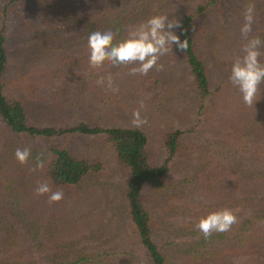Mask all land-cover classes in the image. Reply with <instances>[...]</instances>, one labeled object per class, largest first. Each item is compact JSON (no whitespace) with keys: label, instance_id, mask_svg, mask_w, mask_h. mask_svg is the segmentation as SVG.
I'll use <instances>...</instances> for the list:
<instances>
[{"label":"trees","instance_id":"1","mask_svg":"<svg viewBox=\"0 0 264 264\" xmlns=\"http://www.w3.org/2000/svg\"><path fill=\"white\" fill-rule=\"evenodd\" d=\"M19 1L5 0L1 9L0 264H230L229 257L252 252L263 236L255 229V222L264 224V84L260 85L257 93L259 100L247 106L230 83L229 75L232 63L243 55L248 40L259 37L264 41V0H239L240 6L233 9L234 19L227 23V27L218 14L210 16L207 13L220 0H132L130 6L131 0H24L28 11L33 14V22L25 23L24 17L20 16L18 33L37 34L40 31L46 37L52 35L51 41L57 40L56 34L62 32L72 36L74 40L69 39V43L64 44L80 45L83 50L79 60L86 64H89L88 37L94 31L111 27L114 30L113 42H118L130 29L152 15L167 14L177 19L180 27L174 31L181 40L187 39V50L180 51L173 45V51L161 56L157 66L146 75L131 74L134 64L113 65L105 59L97 65L100 69H91L84 83L93 87L91 80L104 78L109 68V74L117 72V77L125 76L130 88L146 91L150 89L148 82L154 84L153 88L167 76L171 80L173 78L174 83L160 102H169L163 105L168 107V104L174 105L170 101L176 98L175 95L178 105L186 98L189 93L180 92L188 89L186 84L190 79L193 88L190 93L200 102L196 113L202 115L204 126L219 138L205 142L200 151L196 150L195 169L186 165L189 161V150L183 141L186 130L168 128L161 131L159 149L153 151L151 130L147 128L130 125L103 127L87 122L66 128L31 124L27 101L22 93L17 94L14 90H24L28 95L41 98L39 87H35L33 81L43 80L49 75L36 76L35 73H40V66L34 67L29 62L26 63L31 72L28 77L10 79L7 76L12 55L8 51L6 22L12 5ZM249 6L254 17L252 33L244 35L241 27ZM38 21L40 24L43 21L46 28H42ZM238 35L245 37L239 40ZM21 38L26 41V37H18L19 43ZM260 52L259 59L264 62V46ZM228 53L234 57L230 64L223 60ZM182 68L186 75L181 78ZM180 79L187 82H180ZM129 94H132L131 90L123 96ZM167 97H170L168 101ZM211 98L214 99V108L206 109L204 104ZM134 105L143 107L141 102ZM161 106L154 108L159 117L163 114ZM186 106L185 103L181 109L188 111L193 104L190 108ZM43 107L39 104L36 109L41 108L39 111L43 112ZM225 126L231 130L222 131ZM77 133L103 135L114 152L116 163L127 172L124 188L109 200L111 210L108 207L91 208L95 201L80 197L79 190L86 177L102 170L101 161L94 162L86 155L75 154L64 141L40 146L36 143L42 137L59 138L64 134ZM25 147L30 149V156L21 164L14 152ZM210 151L214 152L213 157L216 155L214 162L219 165L211 170L204 163L213 159L206 155ZM221 151L226 154V159L218 157ZM233 168H237L236 175H232ZM259 168H263L258 172L261 176L252 178L251 174ZM226 169L228 174L224 172ZM223 178L232 179L231 189L247 192L254 188L253 191L258 193V198L249 196L245 200L248 203L233 209L237 219L229 231L214 232L205 239L196 228L199 221L196 219L171 222V228L165 218L167 212L174 216L196 217L198 209H193L194 202L188 203L187 200L217 198L216 190ZM192 179L201 185L198 188L200 195L192 191L183 192L182 188L192 184ZM42 183H47L52 192L61 191L62 199L50 202L49 193L37 194L36 189ZM93 195L91 197L94 198ZM224 197L215 206L203 204L201 207L205 212H211L227 208V205L234 207L239 199L236 196ZM198 206L194 205V208ZM3 207L5 212H2ZM99 228L105 229L102 234L107 236L106 241L117 247L112 245L102 250L100 245L81 244V239L96 241L94 238L102 237L97 234ZM115 238L119 240L116 243L113 241ZM100 243L102 246L105 242ZM241 264H250V260Z\"/></svg>","mask_w":264,"mask_h":264},{"label":"rangeland","instance_id":"2","mask_svg":"<svg viewBox=\"0 0 264 264\" xmlns=\"http://www.w3.org/2000/svg\"><path fill=\"white\" fill-rule=\"evenodd\" d=\"M131 2L132 0L128 4L129 6L131 5ZM239 2V0H220L219 3L216 4L217 6H212V8H214L213 11L211 8V10L207 13L210 16L218 14L221 21L225 22V25L227 27V23L229 24V21L234 19L232 15L234 14L233 9L240 6ZM4 4L5 0H0V26L3 24V14H1V9ZM11 9L12 10L10 11L8 20L6 22V24L8 25V51L12 55L11 63L9 66L10 71L7 74L8 78L15 79L16 76L25 78L28 77L31 72L30 69L27 68L28 64L26 63L29 62L34 67L40 66V73H35L36 76L41 77L40 74H42L44 77L45 75H49L48 78H45L43 80L36 79L35 81L34 79L33 81L35 87H39L38 90L41 93V98L34 97V95H28V93H26L24 90H14V92H16L17 94L22 93V96L27 101L31 124L39 127L55 125L58 128L74 126L79 124L80 122H87L91 124L97 123L98 125H101L103 127H109L110 125L135 126L133 124V114L138 112L140 114V118L145 121L140 125V127L151 130L149 134L151 136V139H153L151 142L153 151H158L159 149V141L162 140L161 131L167 130L168 128L186 130V135L183 136V141L185 142V146H187L189 150L187 157L189 161H187L186 163L189 169H195L194 165L197 164V160H194V153L196 152V150L200 151L205 142L216 141L219 139L217 135L209 130L208 126H204L202 115L196 113V111H198L199 109L200 102L197 101L198 98L197 100L195 99L194 94L190 93V90L193 89L190 83V79L188 85L186 84V86H188L187 88L189 89L190 87V89L188 90L185 88L180 92L181 94L182 92L189 93L186 98L184 97L182 103L178 105L176 103V98L178 97L175 95L176 98L170 101L174 105L171 106L170 104H168V107L164 106L169 102H166L165 100L160 102L162 96L167 94L171 90L170 86L174 83L172 81L173 78L171 80L167 76L164 77L163 82H161V84H159L158 86H153V88H151L154 84L148 82L147 87H150V89L146 91H137L134 90L133 87H129L126 81L127 78L125 76L121 75L120 77H117L119 75V73L117 72L115 73V75L109 74L108 68L105 77L91 80L93 87H89L87 86V83L84 82L86 81V78L89 77L91 69L96 70L100 68L99 66L92 67L89 64L80 62L79 58L82 56L83 50L80 45L73 46L70 44H64L69 43V39L73 41L74 38L66 34L64 35L62 32L60 33L62 35L56 34L57 40L51 41V39L53 38L52 35L48 34V36L46 37V35L41 34L40 31L37 32V34H30L26 32L18 33L19 31L17 30V26L20 22L19 17L23 16L25 23H28L30 21L33 22L31 17L32 13L31 11H28L27 3L24 0L16 2L14 5H12ZM38 24L42 25V28H46L43 21L41 22V24L38 21ZM23 36L26 37V41L25 38H21V42L19 43L17 40L18 37ZM238 36L239 40H242V38L245 37L240 35ZM65 60H68V62H66ZM223 60L230 64L234 61V57L232 54L228 53L223 57ZM172 63H175V61H172ZM182 70L181 73H179L181 74V78L185 77L186 75L184 70ZM109 77H111L112 81L111 87L108 86ZM31 82L32 81H29L28 83ZM125 82L127 83V86ZM180 82L186 83L187 81H183L182 79H180ZM40 84L42 85L39 86ZM128 87L130 89H128ZM129 90L132 91V94H129L128 96L124 95V97L123 94H125V92H128ZM180 93L177 91V94ZM135 96H137V98ZM169 98L170 97H167V101ZM213 100V98L206 100L204 104L206 106V109H210L211 107L212 109L214 108L212 105ZM153 101L157 102L153 103ZM140 102L141 104H143V107L136 108L137 106L134 104H139ZM148 102H151L152 104ZM146 103L148 104L144 105ZM185 103L187 104L186 108H190V105L193 104L192 108L188 109V111H186V109L182 110L181 108L185 105ZM39 104H43V106H45L43 107V112L39 111L41 108L36 109V106ZM160 104L162 105L160 107V110L163 114L159 117L158 111L154 110V108L155 106H159ZM39 114L43 116H40ZM177 114H179L180 116L177 117ZM157 122H159V124ZM155 123L158 126L157 129H155L157 127ZM221 130L226 132L228 130H231V128L225 126L222 127ZM39 141L40 142L36 141L39 146L52 145L53 143L64 141L68 149L71 151L73 150L75 154H81L83 156L86 155L94 162L101 161L103 163L102 170H100L98 173L95 172L94 174H90L88 177H86L87 179L85 180L84 184L82 183L83 187L79 190L80 197L93 199V201L95 202L90 205L91 208L108 207V210L113 209L110 206L109 200L112 199L116 193L121 191L119 190L120 188H124V181L126 179L127 172L121 166H119L118 163H116L114 152L111 149L110 145L106 143L103 135H88L80 133L64 134L62 136H59V138L42 137V139ZM209 154L206 153V155H208L207 157H213L214 152L210 151ZM215 157H213V159H210V161L208 162H204L207 169L211 170L215 169L216 166H219L216 164V162H214ZM218 157L226 159V154L222 153L221 151ZM234 160L239 161L237 159ZM236 169L237 168H233L232 175L235 174ZM261 170H263V168L256 169V172L251 174V177H260L261 175L259 176L258 172H260ZM224 172L225 174H228V169H226ZM192 180V184H188L187 186H184L182 188L184 193L192 191L198 194V188L201 187V185H198L199 182L195 181V179ZM232 182V179H222L221 185L217 187L219 189L216 190V193L218 194L217 198L207 199L206 201L203 198H194V200H187L188 203L189 201L194 202H191L193 205V209H198V214L196 217H193L191 215L183 216L181 214H175L174 216L169 215L170 212H167V215L165 216L166 221L169 222L170 225L171 222L181 220L191 221L196 219L195 221H197L202 217L203 214L207 212H205L201 207L203 206V204L215 206L219 204L224 195L227 197H239L234 207L231 205H227V208L231 209L232 211L233 209H239L240 207H243L245 203H248L249 201H245L247 197L250 196L258 198V193L253 191L254 188H252V190H248L247 192H241L236 191L237 189H231L229 185ZM93 193L94 198L91 197ZM224 199L227 198L224 197ZM175 200L178 201V199ZM194 205L199 206L197 208H194ZM6 206H8V204H6ZM209 211L207 213H209ZM2 212H5L4 207ZM124 222H126L125 218ZM255 224V229L263 235L261 238V242L255 241L257 242V247L248 254L233 255L229 257L228 262H230V264H241L247 260H250V264H264V224H262L260 221H256ZM172 227L173 226L171 225V228ZM98 231L99 233L97 234L102 235V237H100L99 239L94 238L96 241L89 240L87 238L81 239V244L85 246L100 245L102 250L106 247L109 248L114 245L113 243L107 242V236L105 234H102L105 229L99 228ZM90 233L91 231L88 234ZM6 235L7 234L5 233L4 236ZM113 241L116 243L119 240L118 238H115ZM100 242L105 243L101 246ZM114 247H117V245H114ZM29 257L31 256L29 255Z\"/></svg>","mask_w":264,"mask_h":264},{"label":"clouds","instance_id":"3","mask_svg":"<svg viewBox=\"0 0 264 264\" xmlns=\"http://www.w3.org/2000/svg\"><path fill=\"white\" fill-rule=\"evenodd\" d=\"M253 9L249 6L245 10L244 24L241 33L247 35L252 30ZM180 23L167 14H155L142 21L138 26L130 29L127 35L113 42L114 30L109 27L102 31H94L88 37V61L90 66L96 67L102 64L105 59L113 65L134 64L131 74L146 75L151 69L157 66L161 56L173 51V45L180 50H187V39L181 40L174 31L179 28ZM264 41L259 37L248 40L243 48V55L237 58L231 65L229 81L241 95L242 101L247 106L256 103L257 93L260 85L264 84V62L259 57L260 48ZM111 77L108 78V86L111 87ZM133 124L140 127L145 121L140 114L134 113ZM15 158L24 164L29 156L30 149L17 148L14 152ZM37 194L49 193L50 202L59 201L63 197L61 191L52 192L47 183H42L36 189ZM236 216L229 208L217 209L202 216L196 228L207 239L212 233H222L230 230L236 222Z\"/></svg>","mask_w":264,"mask_h":264}]
</instances>
